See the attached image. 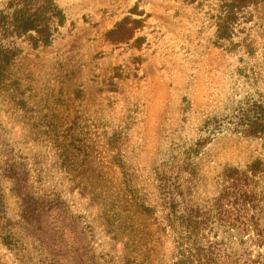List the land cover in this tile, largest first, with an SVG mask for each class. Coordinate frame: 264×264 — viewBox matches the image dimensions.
I'll list each match as a JSON object with an SVG mask.
<instances>
[{"label": "rangeland", "instance_id": "obj_1", "mask_svg": "<svg viewBox=\"0 0 264 264\" xmlns=\"http://www.w3.org/2000/svg\"><path fill=\"white\" fill-rule=\"evenodd\" d=\"M43 3L46 22L7 44L16 54L0 77V223L30 219L34 254L56 264L91 254L174 264L166 216L199 212L216 264L264 262L246 232L264 231V138L245 126L264 119V0H0V10L21 18ZM257 162L240 212L222 199L228 172ZM0 264H12L1 244Z\"/></svg>", "mask_w": 264, "mask_h": 264}, {"label": "trees", "instance_id": "obj_2", "mask_svg": "<svg viewBox=\"0 0 264 264\" xmlns=\"http://www.w3.org/2000/svg\"><path fill=\"white\" fill-rule=\"evenodd\" d=\"M47 3H43L35 12L25 13L21 18H15V14L5 13L0 10V77L5 69L13 62L16 51L7 46L11 41L29 37L31 32L35 29V23H45L47 14L49 13ZM41 21V22H39ZM38 34V33H37ZM41 35L42 43H48L49 36ZM259 113V112H258ZM253 120L246 121V127L251 129L249 135L264 138V119L253 117ZM263 121V122H261ZM11 170H5L8 180L16 181L17 166L9 165ZM262 167L260 162L253 163L247 167L246 171L242 172L237 169H232L228 172L227 186L225 187L222 199L224 203H231L239 206V211L245 210V203L247 198L251 195L250 188L254 183L257 171ZM0 189V214L5 215L6 205L5 199ZM148 211V210H147ZM149 212V211H148ZM1 219V217H0ZM256 216L253 214L250 221L256 223ZM240 222V221H239ZM166 223L175 235L174 243V264H216L222 259V254L216 246L208 243L210 234L207 232L205 219L199 212H181L178 214L176 211L168 213L166 216ZM7 227L0 223V244L7 250L12 264H56L50 260L49 253L41 249L40 255H35V245L40 241L34 235L36 226L34 223L27 219L25 216L20 223ZM210 232V231H209ZM246 232L252 233L250 239H253V245L260 247L264 245V231L258 228H248ZM93 231L91 230V234ZM90 246V244H88ZM213 248V249H212ZM48 252V251H47ZM32 255V257H31ZM88 262L95 264L93 255H88ZM216 258V259H214ZM116 258L110 257V261L105 264H117ZM237 264H264L262 258H248L243 262L236 261Z\"/></svg>", "mask_w": 264, "mask_h": 264}]
</instances>
